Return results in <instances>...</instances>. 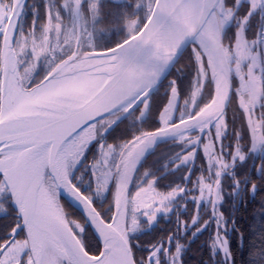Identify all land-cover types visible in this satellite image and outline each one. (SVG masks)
Segmentation results:
<instances>
[{
    "label": "snow or ice",
    "instance_id": "6c2138e0",
    "mask_svg": "<svg viewBox=\"0 0 264 264\" xmlns=\"http://www.w3.org/2000/svg\"><path fill=\"white\" fill-rule=\"evenodd\" d=\"M198 240L264 264V0H0V264Z\"/></svg>",
    "mask_w": 264,
    "mask_h": 264
},
{
    "label": "trees",
    "instance_id": "16d2710c",
    "mask_svg": "<svg viewBox=\"0 0 264 264\" xmlns=\"http://www.w3.org/2000/svg\"><path fill=\"white\" fill-rule=\"evenodd\" d=\"M29 2H31V0H29ZM123 127L124 125H121V128ZM206 237H207V234L201 237V240L206 239ZM199 244H200V240H198L195 244L192 245V250L188 253V256H187V259L189 260V264H196V262L201 259V256L198 251ZM207 255H208L207 251H205L203 254V258L206 259ZM246 259H247V253L241 250V252L237 253L236 264H244Z\"/></svg>",
    "mask_w": 264,
    "mask_h": 264
},
{
    "label": "flooded vegetation",
    "instance_id": "af4514ba",
    "mask_svg": "<svg viewBox=\"0 0 264 264\" xmlns=\"http://www.w3.org/2000/svg\"><path fill=\"white\" fill-rule=\"evenodd\" d=\"M152 159H153V158H150V159H149V163H151V160H152Z\"/></svg>",
    "mask_w": 264,
    "mask_h": 264
}]
</instances>
